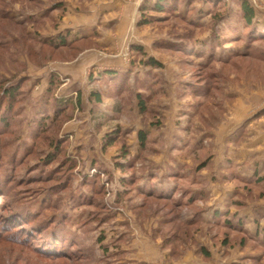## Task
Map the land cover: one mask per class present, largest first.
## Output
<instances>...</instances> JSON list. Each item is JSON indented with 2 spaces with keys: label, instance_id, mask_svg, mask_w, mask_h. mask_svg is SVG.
I'll return each instance as SVG.
<instances>
[{
  "label": "rangeland",
  "instance_id": "1",
  "mask_svg": "<svg viewBox=\"0 0 264 264\" xmlns=\"http://www.w3.org/2000/svg\"><path fill=\"white\" fill-rule=\"evenodd\" d=\"M147 1L154 0H0V78L7 80L8 86L25 77V90H29L25 100L18 105L24 106V115L17 119L16 131L13 135H4V139L7 138L6 150L10 157L7 156L6 163L0 165V168H6L5 172L8 170L9 178L14 181L5 183L7 197L1 196L4 192H0V218L9 214L3 204L13 202L24 206L34 205L36 209L39 200L47 198V195H38V191L45 187L40 183L16 182L28 173L27 165H22L24 160H19L21 154L18 157V153H23L22 147L32 148L30 156H26V164L32 166H42L41 160L49 151L46 134H51L52 131L44 132L40 135L41 139L36 140L30 135V127L34 109L45 95L52 71L56 72L61 80V85L55 92L56 96L71 97L74 100V108L65 114L69 119L62 124L59 131L56 132L55 129L54 134L68 138L66 153L76 161L72 175L73 189H81L95 202L78 209L71 206L70 193H59L57 197L59 205L63 202V207L72 217L68 227L80 234L84 244L93 250L91 259L84 262L81 260L82 255L69 259L51 258L49 252H42L38 248V237L34 239L33 236L20 231L15 233L19 228L0 222V264H136L129 258L131 248L127 249L132 237L136 235L143 243L155 233L163 239L164 246L171 250L173 258H177L183 251L190 250L200 256H204L205 251L210 253L211 250L225 257L229 252L239 249L236 251L238 254L244 252L246 255L239 258V264H264V247L259 240L245 237L242 232L231 229L224 223L206 224L202 219L194 225L184 224L177 218L178 215H175L176 210H172L171 201H159L138 191V188L147 187V184H144L145 187L140 186L147 170L160 160L161 154L167 152L169 155L172 152L184 163L173 161V165L162 167L157 164L154 169L160 172L157 175L161 178L160 182L163 183L167 179L170 185L177 184V180L172 176L174 168L184 175L179 179L183 188L204 189L202 198H198L191 206L180 209L181 220L191 218V211L205 208L211 187L220 190L226 186L234 190L233 196L226 204L225 212H229V218H241L242 216H237L239 210L246 209L249 205L259 208L262 204L263 184H245L238 175H242V171L249 164H242L240 161L243 156L242 143L247 142L254 130L251 122L264 114V0H246L255 10L256 18L251 26H246L243 18V0H219L212 8L204 0H180L173 12L167 16L162 15L165 18L161 23L139 26L140 17L146 16V12L143 14L141 10V5ZM115 16H127L125 27L122 25V30L126 33L121 43V37H118L121 29L114 26V21H110ZM179 16H185L187 21ZM191 21L200 24L195 26L192 36L196 46L195 53L189 55L177 49L154 47V43L159 39H179L177 35L190 29L191 25L187 22ZM107 24L118 39L120 46L115 47L117 49H107L98 42L103 38L101 31ZM61 35H65L71 42L87 36H90V39L74 43L70 50L59 51L45 45L43 41L49 36L59 38ZM139 40L142 43L147 42L148 45L153 40L149 52L164 60L163 67L154 69L162 78L164 92L150 101L149 113L143 115L139 111L135 94L137 89L134 88L132 77V91L110 95L111 98L105 95L102 107L109 113L94 123V119L84 112L85 107L83 108L81 101H77L80 90L73 77L61 73L55 67L73 62L91 49L109 55H115L123 49L131 55L129 70L133 74H139L140 70L137 72V68L145 66L141 59L147 58L131 54V46L140 44L134 42ZM142 46L145 49V46ZM164 76L166 82L163 80ZM108 83L109 81L104 83L107 89ZM166 83L169 93L164 87ZM193 87L198 90L196 93ZM202 87L205 89L202 90ZM162 95H165V101L159 105ZM136 107L142 118L136 113ZM242 109L249 116L244 120L237 119L238 111L241 112ZM157 120L159 123L154 126L160 125L165 133L185 136L189 144L176 151L167 147V139L159 135V143L149 144L146 151L137 149L134 154L132 145L135 141V123H142L146 127L149 121ZM70 126L77 127L70 130ZM231 126L234 127L235 137L229 134L223 137L225 142H216V136L220 133L225 135ZM116 128H121V133L126 135L125 145L130 153L125 157L122 138H118L113 145L105 146L107 135ZM199 139L202 142L198 143ZM229 139L234 140L235 149L225 150L224 144H227L226 140ZM79 145L81 150L78 149ZM232 150L234 157L230 158L229 152L232 153ZM126 162L134 163V167L123 168L118 164L125 163L129 166ZM56 164L50 168L53 169ZM200 165H204L203 169H199ZM259 173L258 175L261 174ZM85 178L95 180L93 185L96 189H101L98 192L101 193L99 197L94 196L96 190L92 187L82 185ZM123 178L135 180L131 186H125ZM161 183L157 187L162 186ZM148 184L153 186L157 183L151 181ZM119 191L125 194L122 200L115 204ZM179 194L180 192L175 196ZM185 198L187 199L188 195ZM100 199H103L108 209L113 212L105 209L100 213L102 215L93 220L91 216L94 211L102 209ZM234 210L236 211L232 212ZM112 213L113 216L110 215ZM48 214H52L51 210ZM256 214L259 216L258 212ZM103 215L105 220L101 222ZM153 219L158 221L156 231L151 229ZM242 219L247 223L246 218ZM82 221H86L85 223L93 228L89 233L77 228V224ZM144 225H147L148 229ZM10 229L13 233L9 231L11 233L6 237L7 230ZM35 241L37 245L34 244Z\"/></svg>",
  "mask_w": 264,
  "mask_h": 264
},
{
  "label": "trees",
  "instance_id": "2",
  "mask_svg": "<svg viewBox=\"0 0 264 264\" xmlns=\"http://www.w3.org/2000/svg\"><path fill=\"white\" fill-rule=\"evenodd\" d=\"M179 1L180 0H154L152 2H144L141 5V10L143 11V14L146 12V16L140 17L138 25L143 26L148 24L161 23V21H163V18H165L164 16H167L168 13L175 10V7L176 5H178ZM204 1L205 3H207V5L210 6V8H212L213 4H216V1L219 0ZM242 10L246 26L253 25L256 18L255 10L246 0H243L242 2ZM147 12H154L156 14L149 15L147 14ZM179 17L182 20L187 21L185 16ZM187 23L191 25V28H188L186 32H182L183 34L177 35L179 39H159L154 43V47L158 49H177L189 55L195 53L196 46L193 42L194 37L192 36L195 33V26L198 27L200 26V24L192 21ZM88 39H90V36H87L83 39H76L71 42L68 41V38L65 35H61L59 38L49 36L48 38H44L43 41L45 45L59 51L62 49L70 50L72 49V45L74 43H77L80 40ZM131 54L135 57L137 55H141L140 57H147L144 58V60L141 59V62L151 67V70H149L143 76H140L138 73L133 74L131 70H127L125 72L110 71L109 74L112 77L108 83V91L110 95H121L123 93H127V91H132L131 89L133 88V85L131 83V79L132 77H134V88L137 89L135 94L139 111L141 114L145 115L149 113L150 101H153L157 95H160L164 92L162 78L159 74L154 72L155 68L163 67L164 64L155 57L148 56L144 47L140 44H133L131 46ZM6 81L7 80H5L3 77L0 78V165L6 163V158L7 156H9L6 150L7 138L4 139V135H13V133L16 131L15 125L17 119L20 117V115H24V106L22 105V107H20L18 105L25 100V97L28 95L27 92H29V90H25V84L27 82V79L25 77L20 78V80L15 83L8 84V86H6ZM60 85V78L58 77L56 72L52 71L48 78V86L46 88L45 95L43 99L39 101L38 105L36 104L37 106L34 109L33 120L30 127L31 137L38 140V138L41 139L40 135H42L44 132L52 131L51 134H46V136L48 135L46 139H48L49 141V151L41 160L42 166L38 164L34 166L26 164V156H30V151L32 148L27 149V147L24 146L22 147L23 153H18V157L21 154L19 160H24L22 162V165H27L28 173L26 177L17 180L16 183H40L45 187H42L38 191V195H40L41 197L43 195H47V198L45 200H39V206L36 209H34V205L24 206L23 204H17L13 202H10L8 205L3 204L2 206H6V211L9 214L0 218V222H2L4 225H13L16 229L19 228V230H15V233H18L20 231L23 232V234H29L33 236L32 238L34 239H37L38 237V239H40L39 242H37L40 244L38 248H40L42 252H49L51 258L60 257L69 259L74 258L73 256L75 255H82L81 260L86 262L87 260L92 258L93 250L87 244H84L81 239L82 236H80V234L78 235L77 232L72 231L68 227V225L71 223L72 217L63 207V202L60 205L57 202L59 193L68 192L70 193V200L72 202L71 206L73 208L83 209L82 207L86 206L87 204L95 203L93 201V198H91V196H87L81 189H79V191H75L73 189L72 175L76 167V161L70 158L66 153L68 138L60 137L58 133L54 134L55 129L56 132L59 131L62 124L66 122L67 119H69L67 118V115L65 117V114L68 112V110L74 108L73 98H59L56 96L55 92ZM203 89L205 88L202 87V90ZM193 90L195 91V93L196 91H198L196 87H193ZM92 96L97 102L101 100V92L98 90L93 91ZM77 101L80 103L79 98H77ZM152 123L153 125L158 124L159 120L152 121ZM125 137V133H121V128H116V130L110 132L107 135L105 146L113 145L114 142L118 140V138H122V143L124 144L123 157H125L130 153L129 148L127 147V145H125ZM138 139L140 142V151H146L149 144H157L160 142L159 135L153 137L151 130L146 128H142L138 131ZM199 142H202V140L199 139L198 143ZM187 144H189V141L186 140L185 136L178 135L173 139L171 148L179 151L180 149H184ZM169 156L172 160L178 161L176 153L170 152ZM55 163H57L56 166L51 169L50 166ZM126 163H128L129 166L125 165V163L118 164L123 168L134 167V163ZM203 167L204 165H200L199 169H203ZM172 169L174 173L172 174V176L175 180H177V184L172 185L169 190H159L155 185H149L145 188H138V191L147 197L154 198L159 201H171L173 206L172 210H176L175 215H178L177 218L180 219L182 223L187 225L197 224L203 219L201 216L200 208L196 209L193 218L188 220H181L180 209H182V207L184 206H191L197 201L198 198H202L204 189L199 188L200 190L196 189V191H194L192 190V188H183L180 184L179 179L183 178L184 175L180 174V170L174 168ZM0 170V192H4L1 196L7 197L8 191L6 193L5 183L6 181L12 182L14 181V179L11 180L9 178L8 170L7 172H5L6 168L4 170L0 168ZM238 176L245 184L254 182V184L259 185L260 183H262V179L257 172H255L254 176L251 178H247L240 174ZM134 180L135 178L130 180L123 178L122 182L125 186H131L134 183ZM94 182V179L90 181L88 178H85L82 185L92 187L94 191L96 190L94 196L99 197L101 193L99 194L98 192H100L101 189L99 187L96 189V186L93 185ZM179 192L180 194L178 196H175V194ZM117 194L118 195L115 200V204H118L122 200L125 192L119 191ZM187 195L188 198L186 199L185 197H187ZM100 200L102 201V209L94 211V214H92L91 216L93 220H96L98 216L102 215L100 213L103 210L105 211V209L108 210V212H113L111 209H108V206L103 199ZM50 210L52 212L51 215L48 214ZM89 215H91V210L89 211ZM110 215L113 216V213ZM89 219L91 220V218ZM236 219L237 218H229V212L223 211L220 213L215 224L224 223L231 229L242 232L245 237L259 240L264 247V229H262L261 231L259 230V233H257L256 235H252L246 228L245 220L242 218H238L236 221ZM104 220L105 218L103 215L100 221L104 222ZM85 222L86 221L79 222L77 224V228L83 230V232L85 233H89L93 228H91L90 224ZM9 231H11V229L7 230L6 237H9V233L12 232ZM37 243L35 241L34 244L37 245Z\"/></svg>",
  "mask_w": 264,
  "mask_h": 264
},
{
  "label": "crops",
  "instance_id": "3",
  "mask_svg": "<svg viewBox=\"0 0 264 264\" xmlns=\"http://www.w3.org/2000/svg\"><path fill=\"white\" fill-rule=\"evenodd\" d=\"M123 17V19H122ZM125 18L127 16H121V18L115 16V18H112L110 21H114V26L121 29V34H119L118 37L120 38V42H122V37L125 36V31L122 30V25L125 27ZM123 21V22H122ZM107 27L103 26V30L101 31V34L103 35V38L98 40L101 45L105 46V48L108 49V47H114V49H117L115 47L120 46V44L117 42L118 39H116V35L112 34L109 29V24L105 25ZM118 29V30H119ZM114 35V37H113ZM136 43H142L139 41H134ZM152 42L147 44V42H143L142 45L145 46V51L155 57L156 59L160 60L164 64V60L159 57V55H153V52H149V48H152ZM133 43V42H131ZM118 51V50H117ZM130 54L123 49H121L119 52L115 53V55H109L102 51H97L95 49H91L90 51H86L83 53L77 60L69 63H65L61 66H56L55 68L60 71L63 74L69 75L73 77L74 82L77 84L78 90H80V101L81 105L83 106L84 112L86 111L87 116L92 117L94 120V123H96L98 118H101L102 116L108 114L109 112L107 109L102 107V104L104 103V97L107 94L109 97L110 94L108 93L107 86L104 84L106 81L111 80V75L109 74L110 71H119V72H125L129 70L131 67V61H130ZM151 67L149 66H143L140 68H137V72L140 70L139 75L143 76L145 73H147ZM88 72V75H87ZM163 80L166 82L165 76L163 77ZM168 83L164 85L165 89H167L166 92L169 93V88L167 86ZM105 89V90H104ZM100 91L101 92V100L97 102L95 98L92 96L93 91ZM107 91V93H106ZM111 98V97H109ZM114 100V98H112ZM160 101L162 103H160ZM165 101V95L160 96L159 99V105H162ZM108 102V100H107ZM112 103V102H111ZM97 106V107H95ZM90 109H93L90 111ZM250 111V110H249ZM239 114L237 115V119L242 118L244 120L245 118L249 117L247 115V112L245 114V111L242 109L241 112L238 111ZM136 113H138V107H136ZM138 116L142 118V115L138 113ZM141 120V119H140ZM152 121H149L148 125L146 127L143 126L142 123H135L137 124L136 132H135V141L134 145H132V148H134L135 152L137 153V149L140 148V142L138 139V131L142 128H146L151 130L152 136L156 137L160 135V137H165L167 139L166 144L167 147H171L173 139L178 133H165L163 130H161V126H154L151 124ZM139 124V125H138ZM95 125V124H94ZM228 125V124H227ZM251 127L254 129L249 136V139L244 141L241 146L242 150V158L240 161H242V164L249 163L248 167L242 171V175L251 178L254 176L255 172H260L259 176L262 179L263 189H264V114L259 117L257 120H255L253 123L251 122ZM170 128V125H168ZM77 126L71 127L70 130H75ZM222 128V126H221ZM224 128V127H223ZM225 128H228L225 126ZM224 128V129H225ZM234 127H230L225 133V135L216 134V142L224 141V136H234ZM222 132V131H221ZM178 136V135H177ZM176 136V137H177ZM227 144H224V148L226 149H235V146L233 145L234 140H226ZM165 144V145H166ZM168 148V149H169ZM79 150H81V146L78 147ZM167 153V152H166ZM166 153L161 154L160 160L161 162H157L151 166L147 170V173L144 174L145 179L141 181L140 186H148L151 181H153L155 186H159V183L161 178L157 177V175L160 173L157 171V169H154V167L157 164H160L158 166H166V165H173L174 160L170 158V156ZM224 154H228L224 152ZM256 154V155H255ZM230 158L234 157V153L232 150V153L229 152ZM229 157V156H228ZM255 157L254 159H252ZM257 159V160H256ZM174 161V162H173ZM179 162L184 163L181 159H178ZM157 166V167H158ZM160 167V168H161ZM160 178V179H159ZM169 178V177H167ZM165 179V178H164ZM148 182V183H147ZM162 186L157 187L159 190H169L172 185H170V181L165 179L163 183H161ZM145 187V186H144ZM196 191V190H194ZM209 193V201L207 205H205V208L201 210V215L203 220L206 224H213L217 221L219 215L223 211H227V201L228 199L233 196L234 190L228 189L226 186L224 188H221L220 190L216 187H211ZM259 208H256L252 205H249L246 209L239 210L237 216H242L241 218L247 219V229L252 235H256L259 233V230L264 229V199L262 200V204L258 206ZM236 210L232 211L235 212ZM193 214L191 216L192 219L195 215V211H191ZM258 212L259 216L256 214ZM243 213V214H242ZM247 217H246V216ZM154 222H151V229L155 230L158 227L157 219H153ZM150 223V222H149ZM142 226V225H141ZM145 228H147V225ZM135 227H137V224H135ZM153 227V228H152ZM157 230V229H156ZM155 230V231H156ZM151 234V233H150ZM152 235V238L145 239V242H141L137 236H133L131 239L130 244L128 245L127 249H130L129 258L136 264H239V258H244L246 255L244 252L243 254H238L237 250L229 252L225 257L219 256L213 252L210 253L205 251L204 256H200L199 253H196L194 250L190 251H183L181 255H179L177 258L172 257V252L169 248L164 246L163 239L158 237V235ZM237 251V252H236ZM241 252V250H240Z\"/></svg>",
  "mask_w": 264,
  "mask_h": 264
}]
</instances>
